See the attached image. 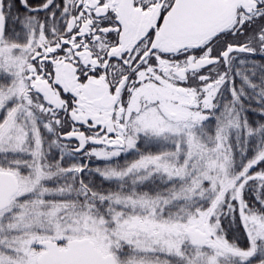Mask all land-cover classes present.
Segmentation results:
<instances>
[{"label":"snow or ice","instance_id":"6c2138e0","mask_svg":"<svg viewBox=\"0 0 264 264\" xmlns=\"http://www.w3.org/2000/svg\"><path fill=\"white\" fill-rule=\"evenodd\" d=\"M0 264H264V0H0Z\"/></svg>","mask_w":264,"mask_h":264}]
</instances>
